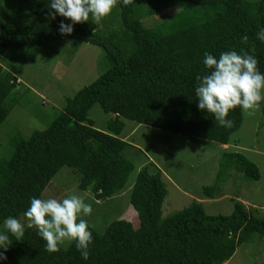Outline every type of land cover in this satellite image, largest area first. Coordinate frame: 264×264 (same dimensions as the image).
Listing matches in <instances>:
<instances>
[{"label": "trees", "instance_id": "1", "mask_svg": "<svg viewBox=\"0 0 264 264\" xmlns=\"http://www.w3.org/2000/svg\"><path fill=\"white\" fill-rule=\"evenodd\" d=\"M49 3L0 0V60L10 49L46 46L58 53L72 41L75 46H97V64L104 68L66 98L46 128L28 136L13 132L0 150V232L8 217L24 224L30 199L40 198L63 166L72 168L79 188L90 190L95 199L121 192L133 170L123 153L131 145L121 136L124 118L187 135L191 141L229 143L241 125L242 109L230 110L227 119L233 126L226 128L197 107L196 77L208 71L205 52L219 58L224 51L251 52L254 47L252 54L264 74V43L256 38L264 27V0H249L250 8L244 0H133L127 6L118 0L99 24L90 17L75 24L70 35L61 34L59 25L71 21L59 15L51 19ZM171 8L172 13L155 19ZM244 36L247 44L241 43ZM18 85V77L0 64V125L16 104L13 92ZM96 103L108 114L103 129L88 117ZM219 167L218 179L228 170L251 180L261 177L256 163L238 151L223 152ZM202 192L217 196L215 185L203 186ZM167 194L161 169L151 172L143 166L129 194L137 226L120 217L101 232L89 225L93 239L84 260L75 242L49 253L46 242L26 223L23 240L10 236L13 243L0 264H224L254 233L264 236V216L238 199H230L229 214H208L202 202L193 199L163 216Z\"/></svg>", "mask_w": 264, "mask_h": 264}, {"label": "rangeland", "instance_id": "2", "mask_svg": "<svg viewBox=\"0 0 264 264\" xmlns=\"http://www.w3.org/2000/svg\"><path fill=\"white\" fill-rule=\"evenodd\" d=\"M244 2L250 8L249 0ZM173 11L171 8L159 12L155 19L164 18ZM75 45L69 41L58 53L46 46H25L10 49L0 60L3 69L14 73L19 82L13 92L16 104L0 125V150L6 148L13 132L28 136L35 129L46 128L63 108L66 98L93 81L104 68V65L97 64L100 53L97 46L89 43ZM263 106L264 100L252 116L242 111L241 125L231 134L226 147L214 141H191L187 135L124 118L121 136H125L131 145L123 153L132 162L133 170L121 192L105 199H95L90 190L79 188V177L72 168L63 166L40 198L59 200L79 196L92 206V213L82 218L99 232L119 217L137 226L138 219L129 202V194L138 170L146 166L151 172L158 168L164 174L168 194L162 206L163 216L188 205L193 199L201 201L208 214H229L233 210L231 198L245 199L247 202H242L248 209L264 216V207H261L264 206ZM88 117L96 128H105L108 114L99 104L89 109ZM225 151H238L254 161L261 177L251 180L240 171L228 170L226 176L219 175L222 180L218 179L219 162ZM209 185L216 186V198L203 194V186ZM22 220L27 223L26 218ZM69 243L65 241L60 246L66 247ZM224 264H264V236L254 233L251 239L236 247Z\"/></svg>", "mask_w": 264, "mask_h": 264}, {"label": "clouds", "instance_id": "3", "mask_svg": "<svg viewBox=\"0 0 264 264\" xmlns=\"http://www.w3.org/2000/svg\"><path fill=\"white\" fill-rule=\"evenodd\" d=\"M133 0H122L124 6ZM118 0H50L48 16L55 19L57 15L71 21L59 25L61 34L70 35L77 23L90 20L99 24L107 17ZM256 38L264 43V27L256 33ZM248 37H242L241 43L247 44ZM241 50L224 51L216 58L204 53L203 64L208 70L204 75L197 76L195 96L197 107L214 116L220 126L231 128L233 121L227 119L230 110L241 108L247 115L252 116L264 100V74L257 65L254 53ZM71 126V125H70ZM92 213V206L77 195L62 199L37 198L30 199V206L24 213L27 228L35 229L46 242L45 250L49 253L60 251V245L65 241L75 242L81 257L87 260L90 256L89 247L92 243V233L89 225L82 217ZM4 232H0V259L6 260V252L15 241L23 240L25 225L14 217L4 221Z\"/></svg>", "mask_w": 264, "mask_h": 264}, {"label": "crops", "instance_id": "4", "mask_svg": "<svg viewBox=\"0 0 264 264\" xmlns=\"http://www.w3.org/2000/svg\"><path fill=\"white\" fill-rule=\"evenodd\" d=\"M124 138H125V136H124ZM222 146H223V147H226V146H227V144H222ZM215 198H216V197H215ZM241 200H242L243 202H245V203L247 202L245 199H241ZM252 205H255V204H254V203H252ZM261 207H264V206H261Z\"/></svg>", "mask_w": 264, "mask_h": 264}, {"label": "water", "instance_id": "5", "mask_svg": "<svg viewBox=\"0 0 264 264\" xmlns=\"http://www.w3.org/2000/svg\"><path fill=\"white\" fill-rule=\"evenodd\" d=\"M112 115H113V116H115V114H114V113H112Z\"/></svg>", "mask_w": 264, "mask_h": 264}]
</instances>
